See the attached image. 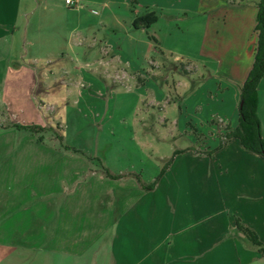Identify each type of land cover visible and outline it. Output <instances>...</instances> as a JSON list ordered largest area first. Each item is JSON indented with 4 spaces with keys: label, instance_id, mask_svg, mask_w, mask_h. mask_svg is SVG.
Masks as SVG:
<instances>
[{
    "label": "rangeland",
    "instance_id": "1",
    "mask_svg": "<svg viewBox=\"0 0 264 264\" xmlns=\"http://www.w3.org/2000/svg\"><path fill=\"white\" fill-rule=\"evenodd\" d=\"M258 1L79 0L74 10L66 0H47L21 23L26 31L23 56L35 58L38 67L53 69L57 79H53L50 99L28 77L23 85L0 92V162L6 160L10 173L24 176L23 184L19 183L23 191L41 195L34 208L26 204L19 213V198L0 199L4 204L0 264H150L141 262L145 254L162 255L169 263L193 264V247L178 234L185 224L179 221L187 209L188 198L182 196L203 179L205 166L193 159L204 154L199 150L207 149L208 136L164 126L162 105L138 94L146 78L119 65L106 42L119 47L133 38L136 43L125 52L144 70L148 61L157 59L160 44L174 50L168 56L171 60L179 58L198 68L194 60L204 46L205 26L215 10L222 4ZM75 11L96 20L108 18V29L98 27L82 37L77 31L70 33L69 22L75 27L70 16ZM152 14L157 22L140 23L137 29L135 20ZM156 37L157 49L148 52L146 44L155 45ZM151 64L158 79L162 73L170 76L171 90L174 81H189L197 74L183 66L173 74L171 69L161 70L163 66L154 60ZM67 90L73 92L68 95ZM80 91L89 96L82 98ZM16 95L19 101L13 100ZM168 95L176 102L173 92ZM168 119L172 123L177 117L171 113ZM211 124L221 125L216 120ZM34 126L40 129H30ZM228 126L218 127L223 131L217 134L220 140ZM80 161H87L88 168L81 169ZM106 170L119 178H111ZM10 185L16 189V182ZM112 190L135 192L137 196L133 194L130 200L138 205L136 225L118 233L121 239L115 245L114 224L125 211L121 205L125 199L112 209L101 198ZM51 192H56L52 199ZM155 245L160 246L159 253Z\"/></svg>",
    "mask_w": 264,
    "mask_h": 264
},
{
    "label": "crops",
    "instance_id": "2",
    "mask_svg": "<svg viewBox=\"0 0 264 264\" xmlns=\"http://www.w3.org/2000/svg\"><path fill=\"white\" fill-rule=\"evenodd\" d=\"M116 1L130 2V0ZM46 2L47 0H0V92L2 93L6 94L12 86L23 85L28 77L31 85L40 88L45 99L53 97L52 86L55 84L53 79H57L56 72L51 68L38 67L35 65V58L27 59L22 54L24 47L22 38L26 35V31L23 32L21 23L35 15L39 7ZM133 2L135 0H132ZM256 3L258 2H254L253 5H242L235 2L231 3L233 6L230 7L222 4L217 11L215 10L205 26L204 46L197 52L194 60L198 63V68L191 63L185 64L179 58L171 60L168 56L174 55L175 52L172 48L163 47V44H160L161 48L158 51L156 45L160 42L157 37L155 45L146 44L148 52L151 48L157 49L155 52L157 59L148 61V70L141 69V66L132 61L125 52H128L126 47L136 43L133 38L130 40L128 38L125 45L119 47H115L110 40L106 42L119 65L131 72H138L139 76L146 78L145 87L139 89L138 94L154 105H162L161 111L166 116L161 120L164 126L168 127V124H171L181 128L185 133L194 130L199 135L208 136L207 149L199 150L204 154L202 157L199 154V157L193 159L197 164L205 166V169H202L203 179L197 180L196 189L182 196L183 200L188 198L185 202L187 209L183 211L179 221L180 224H185L180 226L178 234L184 235V242L193 247V264H264V255L236 227V219H240L264 243V158L246 151L238 140H232L221 150L215 151L220 144L217 134L223 132L218 131V127L229 125L235 128L239 122L240 87L246 82L253 69L257 48ZM104 6L108 8V5L104 4ZM46 9L49 11L48 8ZM75 12L77 14L70 16L73 17L75 26L72 29L69 22L70 33L77 31L82 37L84 34L96 31L98 27H109L108 18L96 20L83 17L79 11ZM112 18L115 19V16ZM139 18L141 17L137 19ZM158 52L162 55L161 59L158 58ZM26 59L30 62L26 63ZM153 60L163 66L161 70L171 69L173 74L179 73V66L185 69L191 68L197 74L195 73L194 78H189V81L182 80L178 83L174 81L175 88L171 90L169 75L162 73L158 79L157 73L151 71ZM196 78L199 80L196 81ZM170 91L177 98L176 102L168 99ZM70 93L66 91V94ZM87 94L80 91L82 98L88 97ZM13 100L19 101L18 95L14 96ZM171 113L177 119L168 123ZM258 117L264 138V78L259 85ZM213 120L220 122L221 125H212ZM209 135L213 136L209 137ZM209 152L213 154L208 156L206 153ZM5 161L0 162V199L10 196L19 198L17 213L26 207V204L34 208L35 201L41 198L40 193L34 190L29 193L23 191L24 186L20 184L25 181L24 176L10 173L7 161V166H4ZM79 165L83 170L88 168L87 161H80ZM13 182H16V189L10 185ZM133 194L137 196L135 192L112 190L101 196L107 201L104 203H108L112 209L121 204V199H125L121 204L125 211L116 217L114 224L117 229L114 245L116 240L121 239L118 233L134 227L138 221L134 215L138 205H133L134 202L130 200ZM49 195L52 199L56 196V192H51ZM30 198L33 202H30ZM49 206L53 207L52 201ZM3 207L4 204L0 203V212ZM1 215L0 223L3 221ZM176 221L177 219L173 220L174 223ZM159 248L160 246L156 247L155 253H159ZM142 261L150 264L179 263H169L168 259L165 260L158 254L155 257L145 254Z\"/></svg>",
    "mask_w": 264,
    "mask_h": 264
},
{
    "label": "trees",
    "instance_id": "3",
    "mask_svg": "<svg viewBox=\"0 0 264 264\" xmlns=\"http://www.w3.org/2000/svg\"><path fill=\"white\" fill-rule=\"evenodd\" d=\"M257 8L258 15L255 29L257 35V48L255 62L246 82L240 87L239 122L235 128L228 126L225 138L221 137L220 144L215 151L221 150L232 140H238L246 151L264 158V138L262 136L260 119L258 117L259 85L264 78V0L258 1ZM143 22H148V25L154 24L157 22V19L153 14L139 18L135 22L136 27L138 28L139 26L137 25ZM30 129L38 130L40 128L34 126ZM206 154L211 156L213 152ZM105 172L113 179L119 178L109 170ZM156 183L157 181L148 189L152 190ZM236 227L246 236L249 242L264 255V243L261 242L259 236L253 230L245 226L240 219H236Z\"/></svg>",
    "mask_w": 264,
    "mask_h": 264
},
{
    "label": "built area",
    "instance_id": "4",
    "mask_svg": "<svg viewBox=\"0 0 264 264\" xmlns=\"http://www.w3.org/2000/svg\"><path fill=\"white\" fill-rule=\"evenodd\" d=\"M66 5L69 8L77 9L79 7V0H66Z\"/></svg>",
    "mask_w": 264,
    "mask_h": 264
}]
</instances>
